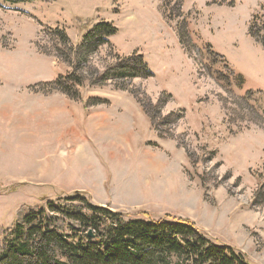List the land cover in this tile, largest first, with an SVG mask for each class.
<instances>
[{
    "label": "rangeland",
    "instance_id": "374dc122",
    "mask_svg": "<svg viewBox=\"0 0 264 264\" xmlns=\"http://www.w3.org/2000/svg\"><path fill=\"white\" fill-rule=\"evenodd\" d=\"M167 1L0 0V100L10 111L0 115V229L81 190L133 215L191 219L264 264V57L247 41L264 0ZM101 21L118 32L84 59L79 45ZM57 30L72 41L69 60ZM135 52L153 76L101 81ZM74 71L86 77L78 99L51 89Z\"/></svg>",
    "mask_w": 264,
    "mask_h": 264
},
{
    "label": "trees",
    "instance_id": "16d2710c",
    "mask_svg": "<svg viewBox=\"0 0 264 264\" xmlns=\"http://www.w3.org/2000/svg\"><path fill=\"white\" fill-rule=\"evenodd\" d=\"M19 3V0H5ZM165 0V7L168 5ZM166 14L172 16L168 8ZM264 17V7L253 15L249 33L264 46L263 26L257 19ZM118 29L110 22L101 21L83 37L77 51L84 59L98 48L110 44V37ZM183 46L192 52V37L186 22L179 29ZM58 56L69 60L72 41L64 30H57ZM207 50L219 56L209 44ZM231 82L243 87L242 74ZM144 56L135 52L112 66L101 81L108 79L149 78ZM215 78L221 81L215 73ZM86 77L77 71L60 75L51 89L70 98L80 97L79 86ZM230 83V81H229ZM50 86V85H49ZM50 91V90H49ZM253 93V91H249ZM68 201V202H66ZM72 201H77L72 203ZM91 233V234H90ZM0 264H255L233 245L210 238L194 221L166 214L160 218L148 213L133 215L110 205L95 204L84 191L60 197L42 207L19 213L13 227L0 229Z\"/></svg>",
    "mask_w": 264,
    "mask_h": 264
},
{
    "label": "crops",
    "instance_id": "0c3cea01",
    "mask_svg": "<svg viewBox=\"0 0 264 264\" xmlns=\"http://www.w3.org/2000/svg\"><path fill=\"white\" fill-rule=\"evenodd\" d=\"M248 35H249L250 38H247V41L251 45V50H253L254 52L258 53L261 57H264V46H262L254 38L251 37V35L249 33V30H248ZM260 75H261V77L259 79H256L257 82H258L257 84H263L262 80H264V68H262L260 70ZM247 82H248V79H247ZM54 94H57V93H53L51 95H45V96H52ZM62 94H64V93H62ZM64 95H66V94H64ZM0 104H2L1 107H0V115H6V114L10 113V111L8 110V103H5L4 100H0ZM1 125L2 124H0V126ZM67 135H68V138L70 140H73L74 139V135L80 136V129L79 128H75V127H71V128L68 129ZM69 191H71V190H69ZM102 204H106V203L102 202ZM111 207L114 208V209L123 211L126 206L121 205L119 207H117V206H111Z\"/></svg>",
    "mask_w": 264,
    "mask_h": 264
},
{
    "label": "water",
    "instance_id": "95a60500",
    "mask_svg": "<svg viewBox=\"0 0 264 264\" xmlns=\"http://www.w3.org/2000/svg\"><path fill=\"white\" fill-rule=\"evenodd\" d=\"M91 234V233H90Z\"/></svg>",
    "mask_w": 264,
    "mask_h": 264
}]
</instances>
